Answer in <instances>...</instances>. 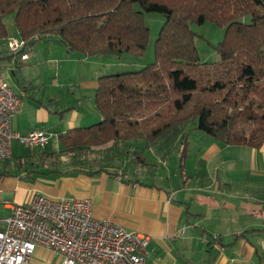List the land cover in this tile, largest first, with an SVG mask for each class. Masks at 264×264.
Instances as JSON below:
<instances>
[{
  "label": "trees",
  "instance_id": "1",
  "mask_svg": "<svg viewBox=\"0 0 264 264\" xmlns=\"http://www.w3.org/2000/svg\"><path fill=\"white\" fill-rule=\"evenodd\" d=\"M145 11L165 16L154 61L101 74L94 95L101 120L59 131L57 150L26 148L1 160L0 177L117 173L124 158L155 165L145 148L164 137H186L187 129L228 144L264 142V0H0V54L11 36L30 45L58 36L67 52L83 56L142 54L150 35ZM12 13L14 33L5 22ZM206 21L225 28L217 60H203L196 45L192 24Z\"/></svg>",
  "mask_w": 264,
  "mask_h": 264
},
{
  "label": "crops",
  "instance_id": "2",
  "mask_svg": "<svg viewBox=\"0 0 264 264\" xmlns=\"http://www.w3.org/2000/svg\"><path fill=\"white\" fill-rule=\"evenodd\" d=\"M54 39L47 38L49 42ZM36 41L30 45L33 53L26 60L6 51V44L5 49L1 48L6 52L0 58L10 60L7 67L15 81L14 85L9 84L21 98L12 126L21 132L36 127L47 129L53 136L46 148L57 150L59 131L90 118L81 112L100 117L94 95L101 74L79 76L74 79L76 82L67 75L65 80L69 82L64 85L56 73L30 74L38 64L30 62L37 57ZM66 56L69 58L72 53L66 51ZM65 85L66 92L62 88ZM73 89L79 90L78 96ZM63 120L66 125L59 126ZM207 141L203 150L198 147L201 156L195 167L185 170L186 176L178 188L148 182L122 170L51 173L33 180L22 174L23 179L8 182L11 188L0 187V216L10 214L14 203H26L37 192L54 197H88L94 216L149 235L148 258L154 264H247L255 257L260 259V247H264V142L252 147L215 138ZM60 261L58 252L39 246L30 264Z\"/></svg>",
  "mask_w": 264,
  "mask_h": 264
},
{
  "label": "built area",
  "instance_id": "3",
  "mask_svg": "<svg viewBox=\"0 0 264 264\" xmlns=\"http://www.w3.org/2000/svg\"><path fill=\"white\" fill-rule=\"evenodd\" d=\"M27 39L11 36L8 52L21 60L30 56ZM21 107L20 95L0 68V161L13 155L16 144L44 148L53 133L42 127L13 129L12 116ZM91 199L54 197L37 192L26 203H14L0 216V264H30L39 246L61 255L59 264H154L148 258L149 235L127 230L92 213Z\"/></svg>",
  "mask_w": 264,
  "mask_h": 264
},
{
  "label": "rangeland",
  "instance_id": "4",
  "mask_svg": "<svg viewBox=\"0 0 264 264\" xmlns=\"http://www.w3.org/2000/svg\"><path fill=\"white\" fill-rule=\"evenodd\" d=\"M244 20L249 21L250 17L246 16L244 17ZM145 21L150 28V35L147 48L142 54L123 53L121 55L107 54L102 56H83L79 52H71L72 56L68 58L66 56V49L59 40L58 36H56L55 39L50 42L47 40V38H42L41 40H37L39 41L35 48V54L37 57H33L30 61L32 64H38L33 70L29 71V73L33 74L37 72H46L48 74L52 73L54 75L56 73V76L59 78V82L64 85L69 82L68 80H65L67 75L72 78V82H76V80H74L75 78H78L79 76H90L93 73L110 74L138 69L154 61V43L165 21V16L162 12L145 11ZM5 22L10 31L14 33V14L12 13L6 16ZM192 27L197 32L195 41L201 58L203 60L210 61L217 60L219 58V54L215 46L223 39L225 28L212 21H206L203 24L193 23ZM27 50L30 52V54L33 53V50L30 49V46H28ZM81 57H87L88 59L82 60ZM12 58L13 57H11V59ZM67 58L74 61L66 60ZM9 62L10 60H8L7 57L0 58V68L3 70L7 81L11 85H14L15 81L7 67ZM62 88L64 89V92H66L67 86L65 85ZM73 91L75 92L74 94L78 96L79 90L73 89ZM24 98L28 99V96H25ZM81 113L82 115H86L90 118L87 119L88 121L86 123L78 124L80 126L89 125L101 120L100 117L94 116V114H91V112L84 111ZM58 125L65 126V120L61 122L59 121ZM187 133L188 134L186 137L182 138L180 135L178 139H168L167 137H164L154 146L145 148L144 154L147 158V161L155 164V166L152 164L144 167L132 164L130 165L129 161L124 158L125 161L122 162V165L119 168L123 171V173L143 171L136 174V176L148 182L155 181L157 183L159 182L161 184L178 188V186L182 185L184 181L183 179L186 176L185 170L187 169L190 171L192 167H195L194 163L197 157L200 158L201 156L197 150L198 147H201L202 149L208 144L209 141H207V139L213 138L205 132L197 129H187ZM185 138L188 143L182 142ZM142 145V142H138L136 147L139 149ZM52 147H56L55 139L52 143ZM183 148L186 150L184 160L181 157ZM131 149H135L133 143L131 145ZM25 150L26 147L23 145H17L14 148L13 153L16 156L23 153ZM14 155H12L10 160L14 157ZM132 175L134 176V174ZM23 178L24 177H22V174L3 175L0 177V187L5 189L11 188L8 187V182H10L9 184H12L16 179ZM3 181H5V183H3ZM0 209H3V204H0ZM260 253V259L255 257V259L247 261V264H264V247H260ZM233 264L240 263L235 261Z\"/></svg>",
  "mask_w": 264,
  "mask_h": 264
}]
</instances>
